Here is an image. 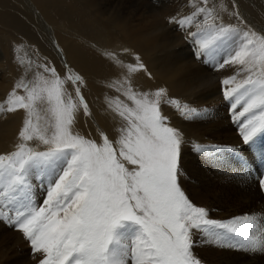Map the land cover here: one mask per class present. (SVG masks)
<instances>
[{
	"label": "snow or ice",
	"instance_id": "obj_1",
	"mask_svg": "<svg viewBox=\"0 0 264 264\" xmlns=\"http://www.w3.org/2000/svg\"><path fill=\"white\" fill-rule=\"evenodd\" d=\"M187 4L190 11L168 23L192 37L197 58L215 71L239 66L220 83L242 147L226 154L194 144L193 151L241 177L255 173L264 193V33L247 24L234 0ZM225 15L239 23L225 24ZM90 47L117 69L104 85L118 93L105 97L116 135L99 126L95 138L74 130L81 113L94 117L85 78L66 61L61 72L21 59L23 74L0 100V115L23 112L14 150L0 154V223L22 233L39 264H205L194 251L200 245L264 256V216L213 219L185 190L188 141L164 108L188 121L207 109L167 86L136 87L141 74L154 77L133 49Z\"/></svg>",
	"mask_w": 264,
	"mask_h": 264
},
{
	"label": "bare ground",
	"instance_id": "obj_2",
	"mask_svg": "<svg viewBox=\"0 0 264 264\" xmlns=\"http://www.w3.org/2000/svg\"><path fill=\"white\" fill-rule=\"evenodd\" d=\"M249 1L250 0H234V2L238 5L240 15L247 22V24L257 32L264 33L263 21H260L258 18H256L254 16V12L249 9V7H246V4H244L246 2L249 3ZM260 1L263 2L264 0ZM228 2L230 3L231 0H228ZM251 2L253 3L254 0H251ZM13 3L23 7V9L26 11V15H24V17L22 16V18H18L8 11L9 7ZM14 10L17 11L18 8H15ZM117 15L118 14L112 9H110L109 11L104 9L100 0H30L28 1V7H25L20 0H0V40L7 41V39H12L14 44H17L20 48L24 49H21V51H25L28 49L31 50L33 45V47H36L35 49L37 52L34 56H31V59L38 60L39 62H50V66L54 65L57 70L61 72L63 71L62 66L66 61L68 65H70L75 71L84 76L87 82V87L83 89V92L88 103L93 106L95 114H93L94 119H92V121H89L86 117L83 116L82 113L79 115L74 126V130L80 132L81 134L88 135L91 133L93 138H95V130L97 126H99L106 132H108L110 138L114 137L111 136L112 134L110 132V125L108 124L109 126H107L104 121V118L107 121V115L108 118H111V120L113 119L112 116L106 111L105 97L117 96L118 93H115L114 91L113 93H111L110 89L106 88L104 85L107 80L113 78L116 75L117 69H115L108 61L101 58L97 54V52L92 47H90V42H95L100 47H112L117 45L125 46L138 52L143 57L154 79H148V77L141 74L136 78L135 81L136 87H138L139 89L147 90L149 88H155V86L157 85L167 86L172 96L177 98L183 97V99L185 98L198 109H207V111L204 112L200 117L195 118L192 121H188L181 118L178 114L175 115L173 109L168 107L164 108L165 114L169 115L171 118L172 125L180 128L184 132L186 140L188 138H191L194 142L207 143L209 142L207 139V135L212 138H214V136L218 138L220 135H224L225 137H227L228 133L232 136L230 128L224 125L225 120L221 121L222 119L220 120L218 117H216V108L214 110H211L210 108L205 107L206 105L208 107L209 104H211V102H213L214 100L212 99L214 93H211L210 88L216 85L217 82L215 83V79H213V77L211 78L210 75L203 74L204 71H199L197 68L192 67L189 64L187 66V61H185V64H182L183 60L180 58V55L174 51L173 47L171 50H168V48L166 47L167 43L161 36V30L159 29L160 27H158L159 25L157 26L155 23L149 24V18L144 17L139 20V26L136 27L129 26L125 20H120V17ZM57 16H60V18H62V23H57ZM229 18V16L225 15L224 23L227 22ZM113 30H115L116 32L112 35L111 31ZM18 32H20L21 36L23 34L25 35L22 36L24 39H13V37L17 35ZM173 33L174 32H172V34ZM8 36L10 38H8ZM118 39L121 40V45L119 44ZM3 43L4 55L2 56V59L0 61V68L2 69L1 78L3 80L2 82H0V100H3L7 96V94L12 90L16 80L19 79L23 74L21 64L16 62L17 60H15V58L13 57V54L10 53L8 44H6L5 42ZM166 48L167 51L164 50ZM58 53H62V56ZM193 80H196L198 82L195 90L190 87V83ZM199 82H203V86H200ZM97 90L100 91V93ZM195 93H199V97H195ZM121 99H123V97H121ZM200 105H203V107L205 108H200ZM99 107L101 110L106 111L107 115H105V117L101 116L97 112L96 109H99ZM209 116H211V118L214 117V120L216 121L215 123L218 126V128L214 129L213 131H210L211 129L207 124L211 121H214L213 119L207 121L206 118H208ZM22 119V111L0 115V154L14 150L18 132L22 127ZM187 144L183 148V150H186V152L184 151L183 155V167L185 173H187L188 177L190 176V178H192L194 180V183L196 184H200L198 178L200 179V181L204 182V184L201 185L199 191L194 190L189 193L191 194L190 198L193 200V202L199 205L207 204V197H209V195L215 193L216 191L219 192L220 195L227 196V189L229 188V190H231L233 188L229 184H227V182L229 181L227 179V170L216 167L210 159H207L202 155H198L197 152L193 151V147L189 148L187 147ZM210 168H217L222 173V175L218 176L217 169L214 170L215 174H212L210 172L211 170H208ZM214 171L212 172L214 173ZM185 180L186 178H184L183 181L184 187L186 186ZM248 186L250 185H247V187ZM233 191H235V189ZM240 195V197L244 199L245 197H247L246 195ZM246 199L244 201L247 205ZM251 199L252 198H250V200ZM221 201H225V199ZM251 201L253 202V200ZM216 202L220 201L217 200ZM224 204H226V202ZM221 207L225 206L223 205ZM217 209L219 208L217 207ZM229 216H231L230 213ZM1 224L0 245L6 244L4 245L6 247L5 250L0 249V264H21L19 258L15 257L17 255L13 253L12 256H10V254L7 253L9 249L7 248L8 243L6 242L9 240L15 241L18 234L12 228H5V225ZM213 250L215 251L213 246L209 245H200L194 249L195 253L197 252L200 255L202 254L201 256L208 259L214 258L212 257L215 253ZM221 253L222 255L219 257V262H222L224 264H231V262L227 263V250H221ZM39 259L40 254H36V259L33 258L31 264H35L37 261H39Z\"/></svg>",
	"mask_w": 264,
	"mask_h": 264
},
{
	"label": "rangeland",
	"instance_id": "obj_3",
	"mask_svg": "<svg viewBox=\"0 0 264 264\" xmlns=\"http://www.w3.org/2000/svg\"><path fill=\"white\" fill-rule=\"evenodd\" d=\"M22 2V4L25 6V7H28V1L30 0H20ZM101 3H102V7L106 10H110L112 9L113 11H115L120 17V20H125L126 23L129 25V26H139V20H141L142 18H149V24L151 23H155L158 27H160L159 29L161 30L160 33H161V36L163 37V40L166 41V47L168 48V50H171L172 47L174 49V51L180 55V58L183 60V63L182 64H185V61H187V66L188 64L192 67H195L197 68L199 71H204L203 74H207V75H210V77L213 79H215V83L216 85L212 86V88H210L211 90V93H214V95L212 96V99L213 102H211V104H209V106L207 107V105L205 106L206 108H210L211 110H214L216 108V117H218L221 121L225 120V124L227 127L230 128L231 132H232V136L230 134L227 133V137H225L224 135H220L218 138H216V136H214V138L212 137H209V135H207V139L209 142L207 143H201V142H194L191 138H188L187 140L189 141L188 144H187V147L189 148H192L194 144H199V145H202V146H205V147H208V146H212V145H216V146H220L222 147L224 150H225V153L227 154V150L230 149V148H236V147H242V144H241V138L238 134V131H237V126L236 124H234L233 122V118H232V112L230 110V104L227 100H225L224 96H223V93H222V90H221V80L224 79L225 77H228V76H231L233 75L236 70H237V67L239 66H226L225 68L223 69H220V71H215L213 70V68L209 65H206L204 63L201 62V59H198L197 56H196V52H195V46L194 44L192 43V37H188L186 36V33L185 31L181 30L178 28L177 25L175 24H170L168 23V18L169 17H173L177 14H180V15H183V14H187L190 9L188 7V4H187V0H100ZM177 1V2H175ZM242 1V0H240ZM259 1V2H258ZM110 2V4H109ZM184 2V3H183ZM248 2V1H247ZM244 3L246 5V7H249V9H251L253 12H254V16L256 18H258L260 21H263L264 23V1H260V0H254V2L252 3L251 0L249 1V3ZM108 5H107V4ZM123 3V4H122ZM131 4V5H130ZM122 5V6H121ZM120 6V7H119ZM11 7V8H10ZM9 7L8 11L12 14H14L15 16H17L18 18H22V16L24 17V15H26V11L23 9L22 6H19L15 3H13L11 6ZM15 8H18L17 11H15L14 9ZM115 9H114V8ZM262 7V9H261ZM20 8V9H19ZM109 8V9H108ZM188 8V9H187ZM11 9V11H10ZM134 9V10H133ZM149 9V10H148ZM248 9V10H249ZM14 10V11H13ZM148 10V11H147ZM259 10V11H258ZM19 11V12H18ZM146 11V12H145ZM171 11V12H170ZM184 13H183V12ZM128 12V14H127ZM134 12V13H132ZM136 12V13H135ZM139 12V13H137ZM164 12V13H162ZM121 13V14H120ZM123 13V14H122ZM160 13V14H159ZM164 14V15H163ZM126 15V16H125ZM128 15V16H127ZM140 15V16H139ZM143 15V16H142ZM156 15V16H155ZM150 16V17H149ZM158 16V17H157ZM159 18V19H157ZM58 19V20H57ZM56 20L58 21L57 23H62V18H60V16H57L56 17ZM159 20V21H158ZM229 23L231 22L232 24H237L239 23V21H236L234 18H229ZM228 20L227 22H225V24H229L228 23ZM138 21V22H137ZM160 22V23H158ZM162 25V26H161ZM163 28V29H162ZM194 30V29H193ZM112 32V35L115 34V30L111 31ZM168 32V33H167ZM172 32H174L172 34ZM24 35V34H23ZM22 35V36H23ZM16 36V37H15ZM13 37V39L16 38V40L19 38V39H22L23 37L20 35V32L17 33V35H15ZM25 36V35H24ZM8 38H10L8 36ZM117 38V37H116ZM115 38V39H116ZM173 38V39H172ZM6 39H7V36H6ZM24 39V38H23ZM175 39V40H174ZM119 40V44L121 43V40ZM169 40V41H168ZM177 40V41H176ZM11 41V42H10ZM22 41V40H21ZM5 42L6 44H8V47H9V50H10V53L13 54V57L15 58V60H17L16 62L20 63V60L21 59H24V60H27L28 58H31V56L35 55V53L37 52L36 51V47L32 45V49L31 50H25V51H21L22 48H20L17 44H14L13 40H8L7 41H4V40H0V61L2 59V56L4 55V43ZM10 42V43H9ZM20 42V41H19ZM171 43V44H170ZM122 44V43H121ZM120 44V45H121ZM173 44V45H172ZM179 45V46H178ZM171 46V47H170ZM182 47V48H181ZM167 48L164 49L165 51H167ZM2 50V51H1ZM24 50V49H22ZM184 51V52H183ZM163 52V51H162ZM46 53V52H45ZM190 53V54H189ZM184 54V55H183ZM161 55V54H159ZM190 60V61H188ZM192 63V64H191ZM185 65V66H186ZM186 66V67H187ZM63 67V66H62ZM233 68V69H232ZM204 69V70H202ZM206 70V71H205ZM215 71V72H214ZM211 72V73H210ZM217 72V73H216ZM219 72V73H218ZM226 72V73H224ZM1 74H2V69L0 68V82H2V78H1ZM214 74V75H213ZM223 78H222V77ZM217 78V79H216ZM221 78V80H220ZM215 88V90H214ZM98 91V90H97ZM100 93V91H98ZM111 93H113L112 90H110ZM116 93V92H115ZM199 93H195V97L198 96L199 97ZM216 95V96H215ZM215 96V97H214ZM180 98L183 102H187V103H190L189 101H187L185 98L183 99V97H178ZM221 98V99H220ZM218 101V102H217ZM216 102V103H214ZM191 104V103H190ZM216 106H215V105ZM220 106H219V105ZM90 105V108L92 110V113L95 114V110L93 108V106L89 103ZM192 105V104H191ZM213 105V106H212ZM212 106V107H211ZM218 106V107H217ZM200 108H205L203 107V105H200L199 106ZM100 109V107H99ZM99 109H96L97 112L101 115V116H104L107 115L106 111L105 110H99ZM221 114H219L218 113ZM175 112V111H174ZM175 115H177L175 113ZM88 119V118H87ZM106 119L107 121L105 120L104 118V121L106 123L107 126L110 125V132H111V136H115L116 135V132L115 129H116V126H117V122L116 120L112 119L111 118H108V115L106 116ZM207 121L213 119L214 120V117L211 118V116H209L208 118H206ZM89 121H92V119H88ZM114 120V121H113ZM219 121V120H217ZM108 122V123H107ZM216 121H211L209 123H207L209 125V128L211 129L210 131H213L214 129H217L218 126L216 125L215 123ZM114 123V124H113ZM215 123V124H213ZM109 124V125H108ZM112 124V125H111ZM211 126V127H210ZM214 127V128H213ZM208 128V129H209ZM234 128V129H233ZM114 129V130H113ZM234 130V131H233ZM114 134V135H113ZM235 134V135H234ZM230 137V138H229ZM229 138V139H228ZM216 139V140H215ZM232 139V140H231ZM234 139V140H233ZM232 142V143H230ZM238 140V141H237ZM235 141V142H234ZM230 143V144H229ZM228 144V145H227ZM188 148V149H189ZM184 151L186 152V150H183V155H184ZM198 155H202L200 153H197ZM215 169L217 168H210L208 169L212 174H215ZM218 170V169H217ZM214 171V173L212 172ZM218 176L222 175V173L218 170ZM205 175V174H204ZM236 175V176H235ZM232 173V172H229L227 170V179L229 180L227 182V184H229L231 187H233L231 190H229V188L227 189V196H223V195H220L219 192H215L211 195H209V197H207V204H202V206H206L208 208H210L211 206V210H213V212L211 213L210 212V216L211 218L213 219H217V220H227L232 217H235V216H239V215H244V214H257V215H260V216H264V193H262L259 189V186H258V182H257V179H256V175L255 173L250 176V177H241L237 174ZM186 191L187 193L189 194L191 191H199L200 190V187L201 185L204 184L203 181H200V179L198 178V181L200 184H196L194 183V180L192 178H190V176L188 177L187 173H186ZM205 179V178H204ZM241 179V180H240ZM196 181V180H195ZM232 181V182H231ZM202 182V183H201ZM237 182V183H236ZM235 183V185H234ZM238 184V185H236ZM200 185V186H199ZM243 185V186H242ZM247 185H250L247 187ZM191 186V187H190ZM237 186V187H236ZM193 188V190H192ZM248 188V189H247ZM235 189V191H233ZM247 189V190H245ZM241 190V192H240ZM245 191V192H244ZM255 191V192H254ZM230 193V194H229ZM233 193V194H232ZM242 194L243 196H247L245 197L246 201H247V205H246V202L244 201L245 199L244 198H241L240 194ZM248 194V195H247ZM189 196H191V194H189ZM212 196V197H211ZM218 196V197H217ZM221 197V198H220ZM232 197V198H231ZM45 198V194L43 193V191L41 189H37V203H42L43 199ZM237 198V199H236ZM250 198H252L251 200H253V202L250 200ZM225 201H221V200H224ZM244 199V200H243ZM255 199V200H254ZM217 200H219L220 202H216ZM251 201V202H250ZM255 201V202H254ZM211 202V203H210ZM226 202V204H224ZM237 202V203H236ZM245 202V203H243ZM195 203V202H194ZM197 204V203H196ZM240 204V205H239ZM199 205V204H198ZM201 205V204H200ZM225 206V207H221V206ZM232 205V206H231ZM247 206V207H246ZM217 207L219 209H217ZM229 207V208H228ZM242 207V208H241ZM225 208V209H224ZM233 208V209H232ZM236 208V209H235ZM241 210H240V209ZM223 209V210H222ZM231 209V210H230ZM235 209V210H234ZM238 210V211H237ZM244 210V211H242ZM263 210V211H262ZM229 211V212H228ZM241 211V212H240ZM224 212V214H223ZM227 214H226V213ZM238 212V213H237ZM229 213L231 216H229ZM216 215V216H215ZM218 215V216H217ZM225 215V216H224ZM226 217V218H225ZM1 224V223H0ZM3 224V223H2ZM1 224V225H2ZM5 225V224H4ZM8 228V226L5 225V228ZM18 236L16 238V240H9L7 241L6 243H8L7 245V248L9 249L7 251V253L10 254V256H12V254L14 253L15 257H18L19 258V261L21 264H31L32 261H33V258L36 259V254L35 256H33L32 254V249L30 247V244L29 242L23 237L22 233L20 234V232L18 233V231H16ZM21 237V238H20ZM198 237V236H197ZM196 237V238H197ZM25 241V242H23ZM15 244V245H14ZM6 245V244H4ZM4 245H0V249H4L5 250V247ZM16 248H15V247ZM14 248V249H13ZM215 249V253L213 254L212 257L214 258H205L203 256H201L200 254H198L196 252V254L203 260L205 261V264H210V261H211V264H224L222 262H219V257L222 255L221 253V249H218L216 247H213ZM14 250V251H13ZM224 252V251H223ZM230 252V253H229ZM234 253V254H233ZM38 255V253H37ZM216 255V256H214ZM9 256V257H10ZM258 257V258H257ZM216 258V259H215ZM250 258V259H249ZM248 256L240 252H237V251H231V250H227V263H230L231 264H264V256ZM252 258V259H251ZM256 258V259H254ZM260 258V260H259ZM31 259V260H30ZM240 259V260H239ZM4 260V259H3ZM233 260V261H232ZM245 260V261H244ZM255 260V261H254ZM236 261V262H235ZM241 261V262H240ZM244 261V262H243ZM254 261V263H253ZM215 262V263H213ZM219 262V263H218ZM257 262V263H256ZM35 264H39V261H37Z\"/></svg>",
	"mask_w": 264,
	"mask_h": 264
}]
</instances>
